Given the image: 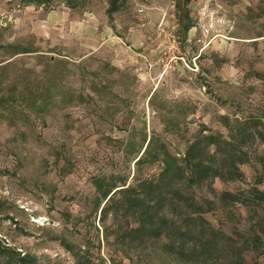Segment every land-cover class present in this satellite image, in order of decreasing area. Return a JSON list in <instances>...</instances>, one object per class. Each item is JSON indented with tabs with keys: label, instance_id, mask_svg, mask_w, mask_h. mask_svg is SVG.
Masks as SVG:
<instances>
[{
	"label": "rangeland",
	"instance_id": "obj_1",
	"mask_svg": "<svg viewBox=\"0 0 264 264\" xmlns=\"http://www.w3.org/2000/svg\"><path fill=\"white\" fill-rule=\"evenodd\" d=\"M184 164L158 237L132 235L161 224L115 213L119 193L101 213L102 183ZM190 218L235 242L181 259L207 240ZM238 259L264 264V0H0V264Z\"/></svg>",
	"mask_w": 264,
	"mask_h": 264
},
{
	"label": "trees",
	"instance_id": "obj_2",
	"mask_svg": "<svg viewBox=\"0 0 264 264\" xmlns=\"http://www.w3.org/2000/svg\"><path fill=\"white\" fill-rule=\"evenodd\" d=\"M192 153V151H190ZM190 152L188 154V156H190ZM146 153V151H144L141 155V157ZM139 157L134 164L135 165H140L142 162V158ZM188 158V157H187ZM224 162L228 165L230 164L231 166L234 165V160L232 158L231 155L227 156V158H224ZM190 163V162H189ZM226 164L224 166H226ZM190 165V172H192V174L194 173V171H196L194 174H199V177H209L211 175H213L214 177H219V175L227 177L226 173H227V169H225L224 167H212V166H204V165H199V164H189ZM176 166V165H175ZM187 164L185 165H178L176 166V171L173 173L172 172V166H166L165 170L161 171V174H159L157 176V178L155 179L154 177L152 179H145L141 182H139L137 184V189L134 187H126L125 188V184L123 182V184L121 185V188H119L118 186H116L115 184H112V182L109 183H105V184H101L100 186V190H101V195L103 197V200L105 201L104 207L101 209V213L104 211H108V209L110 208L111 204L113 205L115 203V201H113V196L116 193H119L121 195H123V200L122 201H117V203L114 204V211L115 213H123L124 215L128 212H131L133 215L136 216L137 218V222L138 224H140L141 227L145 226V224L147 222H150V224L152 223H157L155 221H158L159 224H161L160 226H158L156 229V231H153V229H149V230H145L144 228L141 230H135L134 232H132V235L134 233H140L141 236L143 237H149V238H154V237H158L161 233H160V228L164 226L165 223H163V216L161 215V207H160V202L162 201H166L168 199L167 194H169L170 196L174 197V193L172 192V190H170V185H172L175 182V174L182 175L181 171H183L184 169H187ZM181 170V171H180ZM236 171V169H235ZM196 176H192L191 179L189 181H191V183L195 182ZM117 188H119L118 190H116ZM161 195H163L162 199ZM263 194H260L259 196H261ZM257 196V197H259ZM166 197V198H164ZM158 198L157 202H154V200ZM255 200L260 201V199L262 200V198H255L253 197ZM165 199V200H164ZM172 199V198H171ZM159 202V203H158ZM156 204V206H155ZM106 205H108L106 207ZM117 205V208L115 207ZM197 223H199V225L202 227L201 231H203L202 233H204L205 231V235L207 234L206 238L207 240L198 243L197 246L201 247L200 250L196 251L195 250V245H196V241H194V247L191 248L190 251H187L185 249L182 248H178L177 251L175 252L176 256H179L181 259L182 257H191L192 261H200V259L202 261H208L211 262L214 259H219L220 258V254L222 255L223 252H225L226 249H228L230 246L233 245V243L235 242L234 238L232 236H229L227 234H225L222 231H212L209 229H206V222L202 219H195ZM193 218H190L188 222H192L195 221ZM163 223V224H162ZM195 223V222H194ZM139 226V227H140ZM209 226V225H208ZM208 228V227H207ZM137 229V228H136ZM173 230V229H172ZM166 235H168V238H174V240L176 241H191L192 237H188L189 233H181V232H172V231H168L166 233ZM126 237V236H125ZM260 238H256L254 242L255 245L260 244ZM244 243L243 245L247 246V242L248 240L245 238L241 239ZM259 246V245H258ZM231 248V247H230ZM253 249H256L253 248ZM23 261V263H27L25 261V259H21ZM230 263L228 264H244L243 260H235V261H229Z\"/></svg>",
	"mask_w": 264,
	"mask_h": 264
}]
</instances>
